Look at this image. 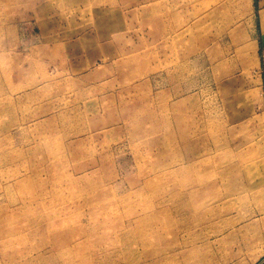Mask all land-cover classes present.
<instances>
[{
	"label": "rangeland",
	"instance_id": "obj_1",
	"mask_svg": "<svg viewBox=\"0 0 264 264\" xmlns=\"http://www.w3.org/2000/svg\"><path fill=\"white\" fill-rule=\"evenodd\" d=\"M263 14L0 0V264H116L178 223L170 264H262Z\"/></svg>",
	"mask_w": 264,
	"mask_h": 264
},
{
	"label": "bare ground",
	"instance_id": "obj_2",
	"mask_svg": "<svg viewBox=\"0 0 264 264\" xmlns=\"http://www.w3.org/2000/svg\"><path fill=\"white\" fill-rule=\"evenodd\" d=\"M217 208V206H214L212 208V218H216L214 216L219 213L217 211ZM188 227L189 226H184L181 223H178L176 229L172 230V232L170 233L172 234V236L171 241L169 242L163 238L164 234L166 233L163 231L162 226H152L150 228H147L145 234L143 233V237L141 238L143 248H141L140 250L138 249L134 252H130L128 246H124L123 248L118 249L116 248L115 250H113L111 255L114 259V263L170 264V262L172 260L174 261L176 257L175 251L187 247L190 242V240L185 237V235L190 234L189 232H187L185 235H182L185 233ZM147 246L149 248H146ZM263 253L264 250L262 251L261 256L263 255ZM207 258L208 257L205 256L204 259H201L203 262H201L200 264H207Z\"/></svg>",
	"mask_w": 264,
	"mask_h": 264
},
{
	"label": "crops",
	"instance_id": "obj_3",
	"mask_svg": "<svg viewBox=\"0 0 264 264\" xmlns=\"http://www.w3.org/2000/svg\"><path fill=\"white\" fill-rule=\"evenodd\" d=\"M264 15V14H263ZM262 18H264V17H262ZM263 22V21H262ZM263 38H264V36H263ZM262 258H264V253H263V255H262V257L258 260V262L262 259ZM257 262V261H256ZM260 264V263H259ZM262 264H264V261H262Z\"/></svg>",
	"mask_w": 264,
	"mask_h": 264
}]
</instances>
